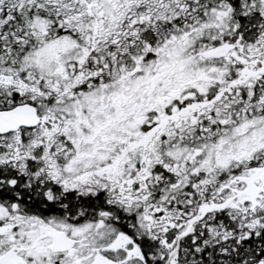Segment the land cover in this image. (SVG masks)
<instances>
[{
    "label": "snow or ice",
    "instance_id": "6c2138e0",
    "mask_svg": "<svg viewBox=\"0 0 264 264\" xmlns=\"http://www.w3.org/2000/svg\"><path fill=\"white\" fill-rule=\"evenodd\" d=\"M0 264H264V0H0Z\"/></svg>",
    "mask_w": 264,
    "mask_h": 264
}]
</instances>
